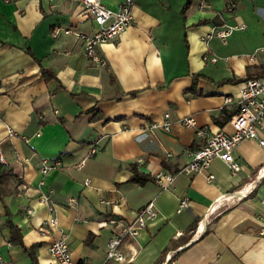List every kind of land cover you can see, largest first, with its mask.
Listing matches in <instances>:
<instances>
[{"label":"crops","instance_id":"0c3cea01","mask_svg":"<svg viewBox=\"0 0 264 264\" xmlns=\"http://www.w3.org/2000/svg\"><path fill=\"white\" fill-rule=\"evenodd\" d=\"M101 1L117 8L123 0ZM188 1L136 0L133 25L99 46L101 64L84 51L80 34L98 26L83 3L0 0V143L4 165L14 173L4 201L0 197V264H32L9 240L5 205L24 244L40 243L39 264H56L48 246L61 233L86 264H264V124L259 138L235 148L238 171L217 157L209 169L178 174L168 189L154 179L161 170H180L211 134L232 131L229 119L220 124L215 118L223 108L235 109L226 97L239 93L240 82L216 81L243 79L248 67L255 72L264 65V0H240L234 12L226 0ZM239 22L246 28L222 43L215 30ZM42 66L56 77L47 80ZM198 72L204 76L190 90ZM93 107L102 116L92 118ZM166 112L171 129L151 128ZM185 116L206 126L205 134L185 126ZM45 160L51 166L46 175ZM132 163L152 179L127 182ZM244 187L253 189L242 199H223ZM49 190L59 228L42 229L50 212L41 193ZM184 195L190 205L178 212ZM150 200L159 213L140 230L134 260L104 262L108 217L132 220ZM124 251L127 258L133 253L127 245Z\"/></svg>","mask_w":264,"mask_h":264},{"label":"built area","instance_id":"2783aa9c","mask_svg":"<svg viewBox=\"0 0 264 264\" xmlns=\"http://www.w3.org/2000/svg\"><path fill=\"white\" fill-rule=\"evenodd\" d=\"M9 1V0H6ZM49 1L55 0H38ZM78 1L85 5L84 13L91 16L96 22L98 28L92 34H80L85 54L88 58L95 62L105 64L98 49L105 42L114 40L127 27L133 25L135 18L133 15V7L136 0H123L117 8H111L103 4L101 0H71ZM240 0H226L227 9L234 12ZM246 24L239 22L237 24H223L215 30L216 36L222 43L228 41L229 36L235 29H244ZM61 28H55L53 34L60 32ZM69 33L71 29L64 30ZM264 49V46L262 47ZM211 60L217 61L218 57L213 56ZM226 102L234 105L235 112L229 119L232 131L219 130L211 134L206 142L198 149L188 153L189 161L178 171L161 170L155 174L154 179L162 190L168 189L175 181L180 173L194 175L203 169H209L214 158L224 160L234 172L240 169V163L234 157L235 148L248 138H259V129L264 124V72L260 75L249 77L240 82L239 93L234 96L226 97ZM170 112H166L162 122L151 123V128L162 126L165 130H170L172 126ZM182 123L188 127L196 128L198 135H203L207 131L206 126H198L194 116H185ZM260 143L264 146V139H260ZM0 161L8 163L2 145L0 143ZM47 160L42 165V173L46 175L50 169ZM207 178L213 180L215 175L210 173ZM90 180L87 179L86 182ZM43 186L45 179L40 181ZM253 189V187L242 188L233 193H227L224 198L242 199ZM243 192L242 194H238ZM41 201L44 202L50 212L48 218L44 221L42 229L59 228V220L57 216V204L52 198V190L41 193ZM103 202H106L102 200ZM264 202V200H262ZM74 199L69 200V204L73 205ZM190 205V199L187 195L180 198L177 211L180 212ZM32 213V209H28ZM158 208L154 200H150L144 206L137 210L135 218L125 220L116 215H111L106 221V225L111 229V236L107 242L105 250L104 262H124L134 260L138 248L134 245L135 240L139 236L140 230L145 228L148 223L158 216ZM129 246L133 251L132 255L127 258L124 251L125 246ZM48 252L56 264H86L83 260L76 259L70 247V242L66 234L61 233L59 237L54 239L48 246ZM0 260L2 257L0 255Z\"/></svg>","mask_w":264,"mask_h":264},{"label":"trees","instance_id":"16d2710c","mask_svg":"<svg viewBox=\"0 0 264 264\" xmlns=\"http://www.w3.org/2000/svg\"><path fill=\"white\" fill-rule=\"evenodd\" d=\"M189 1H191V0H189ZM30 52L32 53V51H30ZM255 69H256L255 72H251V68L248 67L246 77L243 79L233 78V77H225V78H221V79L217 80L216 83L217 84H223L226 82L238 83V82L243 81L246 78L253 77L256 75H260L264 72V65L263 64L257 65L255 67ZM41 71L47 80H50V79L56 77L55 73L53 71H51L50 69H48L44 66L41 67ZM202 76H204V74L202 72L201 73L200 72L193 73V85L191 86L190 90L195 89L197 87L198 79ZM110 80L112 83H115V81H116V78L112 72H110ZM137 92H138V90L129 91V93L132 95H136ZM125 93L126 92L122 91V92H120L119 96L123 95ZM88 111L93 113L92 118L102 116L101 110L98 108L93 107ZM234 112H235V109L230 110L228 108H223V114L219 115L215 119L218 123L224 124L228 119H230V117L232 116V114ZM130 168L132 170V175L127 180V182L135 183V184H144L147 181H149L150 179H152L150 174L140 170L135 163H132L130 165ZM13 176H14V173H13L12 169H10L8 166L4 165V163H2L0 161V197L3 201H4V193H6L4 191V189L9 184V182L11 181ZM5 209H6V213H5L6 214L5 215L6 216V225L9 229V240H10V242L15 244V245L21 246L22 249L24 251H26L28 253V255L30 256L32 264H39L38 258H37V248L40 246V243H34L30 246L25 245L23 242V234H22V230H21L20 226L17 223H15L14 220L12 219V214L9 211L7 205H5ZM90 240H91V237H90ZM86 241H89V239Z\"/></svg>","mask_w":264,"mask_h":264}]
</instances>
